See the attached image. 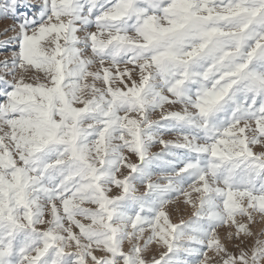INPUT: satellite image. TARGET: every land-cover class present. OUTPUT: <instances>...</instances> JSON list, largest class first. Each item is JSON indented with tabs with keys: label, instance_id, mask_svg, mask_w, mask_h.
<instances>
[{
	"label": "snow or ice",
	"instance_id": "snow-or-ice-1",
	"mask_svg": "<svg viewBox=\"0 0 264 264\" xmlns=\"http://www.w3.org/2000/svg\"><path fill=\"white\" fill-rule=\"evenodd\" d=\"M0 21V264H264V0Z\"/></svg>",
	"mask_w": 264,
	"mask_h": 264
},
{
	"label": "rangeland",
	"instance_id": "rangeland-1",
	"mask_svg": "<svg viewBox=\"0 0 264 264\" xmlns=\"http://www.w3.org/2000/svg\"><path fill=\"white\" fill-rule=\"evenodd\" d=\"M5 24V25H4ZM9 24H11V21H0V31H3V29H2V27L4 26H7V25H9ZM3 27V28H4ZM0 38H3V37H0ZM154 151H159V149L157 148V149H154ZM190 209L188 210V211H185V212H182V213H177V215L176 216H174L173 218H174V220H178V218H179V216L182 214L183 215V218L185 219V220H187L188 218H189V214H190ZM260 229H261V225H257L256 227H255V229H254V231H256L258 234H259V232H260ZM223 234V233H222Z\"/></svg>",
	"mask_w": 264,
	"mask_h": 264
},
{
	"label": "bare ground",
	"instance_id": "bare-ground-1",
	"mask_svg": "<svg viewBox=\"0 0 264 264\" xmlns=\"http://www.w3.org/2000/svg\"><path fill=\"white\" fill-rule=\"evenodd\" d=\"M5 25V24H4ZM4 27V26H3ZM3 27H2V29H3Z\"/></svg>",
	"mask_w": 264,
	"mask_h": 264
}]
</instances>
